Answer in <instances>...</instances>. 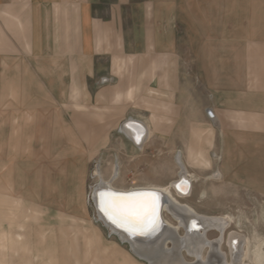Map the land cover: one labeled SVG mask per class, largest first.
<instances>
[{
  "label": "crops",
  "instance_id": "1",
  "mask_svg": "<svg viewBox=\"0 0 264 264\" xmlns=\"http://www.w3.org/2000/svg\"><path fill=\"white\" fill-rule=\"evenodd\" d=\"M66 71L82 93L110 83V143L121 136L127 145L120 175L127 161L154 173L173 167L157 159L173 147L176 166L179 155L187 168L235 183L264 148V0H0V120L4 105L22 104L14 133L22 160L51 116L50 96L20 93L65 87ZM28 103L42 106L27 111ZM131 121L147 130L142 147L121 130Z\"/></svg>",
  "mask_w": 264,
  "mask_h": 264
},
{
  "label": "rangeland",
  "instance_id": "2",
  "mask_svg": "<svg viewBox=\"0 0 264 264\" xmlns=\"http://www.w3.org/2000/svg\"><path fill=\"white\" fill-rule=\"evenodd\" d=\"M66 72L65 87L55 85L45 93L38 88H23L20 93L24 97L50 96L45 112L49 111L51 118L45 124V135L33 137L29 160L21 159L26 151L18 149L22 139L18 141L14 135L24 115L22 104L4 105V119L0 120V264H147L104 227L93 204L91 193L99 177L111 178L117 157H123L127 146L121 136H115L116 141L110 143V83L99 87L91 82L90 93L86 89L82 93L81 88L72 85L75 74ZM59 77V71H52L50 80L57 84ZM24 106L27 111H38L42 105ZM77 111H82V119H74ZM96 129L98 133L92 134ZM164 149L157 159L172 161L173 167L154 173L150 166L138 167L127 161L114 187L169 186L171 183H162L161 179L171 172L179 174L180 168L173 158L174 148ZM146 154L152 158L150 152ZM199 154L195 161L200 160ZM187 171L195 176L190 196L180 198L171 188L172 195L202 215L230 217L223 251L228 256L226 241L232 232H237L250 241L245 264H254L255 246L264 243V148L259 145L258 160L246 169L251 173L236 176L235 183L207 178L197 167ZM163 216L165 221L176 224L167 211ZM179 234L184 236L185 230L180 228ZM217 237L216 231L208 234L210 240ZM186 259L194 262L187 254Z\"/></svg>",
  "mask_w": 264,
  "mask_h": 264
},
{
  "label": "bare ground",
  "instance_id": "3",
  "mask_svg": "<svg viewBox=\"0 0 264 264\" xmlns=\"http://www.w3.org/2000/svg\"><path fill=\"white\" fill-rule=\"evenodd\" d=\"M141 123L131 121L126 124L127 127L121 128L139 147H142L148 138L147 130ZM177 163L180 168V172L178 171L179 179L172 182L169 186L148 185L145 187H131L130 189L114 187V181L121 177L119 176L120 164L115 165L111 178L106 180L100 176L99 184L95 190L94 199L98 204L100 219L103 220V223L110 229L111 233L123 242L128 241L133 253L147 264H245L250 246V241L247 237L241 236L237 232H232L226 241L228 256L222 249L225 233L231 225L230 217H208L202 215L191 206H188V204H182L172 195L171 188L178 197L186 198L190 196L193 188V178L188 175L187 167L179 155L177 156ZM96 174L101 175L99 171ZM99 190L125 193L129 191L155 192L159 199L156 204L154 227L150 226L142 232L138 230L133 232L114 224L101 210L100 198L96 197V192ZM158 205H161V223L160 220H156ZM164 211L170 213L176 221L175 225L164 220ZM180 228L185 230L184 236H180ZM212 231L218 232V237L215 240L208 238V234ZM149 233L151 234L148 235ZM263 244L255 246L253 252L254 264H264ZM186 254L192 257L194 262H188Z\"/></svg>",
  "mask_w": 264,
  "mask_h": 264
},
{
  "label": "snow or ice",
  "instance_id": "4",
  "mask_svg": "<svg viewBox=\"0 0 264 264\" xmlns=\"http://www.w3.org/2000/svg\"><path fill=\"white\" fill-rule=\"evenodd\" d=\"M99 197L101 210L117 226L133 232L154 227L159 199L156 193L124 196L113 192H100Z\"/></svg>",
  "mask_w": 264,
  "mask_h": 264
},
{
  "label": "water",
  "instance_id": "5",
  "mask_svg": "<svg viewBox=\"0 0 264 264\" xmlns=\"http://www.w3.org/2000/svg\"><path fill=\"white\" fill-rule=\"evenodd\" d=\"M97 189V186L94 188V189H92V199H93V204H94V208H95V211H96V214H97V219L100 221V222H102V224L104 225V227H106V229H108V231L110 232V229L103 223V220L102 219H100V217H99V215H98V210H99V208H98V204L96 203V201H95V199H94V194H95V190ZM94 190V191H93ZM100 192H113V191H105V190H99L98 192H96V197L97 198H100L99 197V193ZM148 192H151V193H155V192H153V191H129V192H113V193H116V194H119V195H124V196H131V195H135V194H139V193H148ZM157 210H158V216L156 217V220H160V223H161V215H160V211H161V205H158V207H157ZM162 223H164L163 221H162ZM111 233V232H110ZM111 234H113V233H111ZM151 233H149L148 235H150ZM114 235V234H113ZM153 235V234H152ZM120 239V238H119ZM120 241L122 242V243H125V244H128L129 245V247H130V251L133 253V251H132V249H131V246H130V243L128 242V241H122L121 239H120ZM134 254V253H133Z\"/></svg>",
  "mask_w": 264,
  "mask_h": 264
}]
</instances>
